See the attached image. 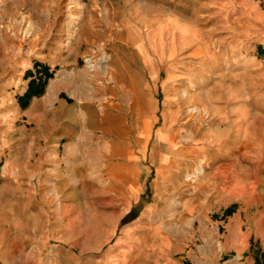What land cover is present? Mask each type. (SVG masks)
Listing matches in <instances>:
<instances>
[{"label": "rangeland", "instance_id": "obj_1", "mask_svg": "<svg viewBox=\"0 0 264 264\" xmlns=\"http://www.w3.org/2000/svg\"><path fill=\"white\" fill-rule=\"evenodd\" d=\"M172 259L264 264V0H0V264Z\"/></svg>", "mask_w": 264, "mask_h": 264}, {"label": "crops", "instance_id": "obj_2", "mask_svg": "<svg viewBox=\"0 0 264 264\" xmlns=\"http://www.w3.org/2000/svg\"><path fill=\"white\" fill-rule=\"evenodd\" d=\"M40 64L41 65H38L36 67L37 69V73H41L43 70H46L48 72H51L52 71V68L47 64L45 63V61H40ZM36 69L35 68H29L28 71H27V77H26V81H27V84L29 81L31 80H36L37 81V77H36ZM27 89V86L25 85V88L24 90L22 91V93ZM68 89V85L66 84V80H63V79H52V80H49L47 82V85L45 86V89H44V94L41 98L42 102L44 104H49V103H59V101H61V95L62 94H65L66 95V90ZM66 97L69 98V96L66 95ZM33 99H36V98H33ZM65 102V101H64ZM61 106L64 107V103H61ZM128 210H126L122 216H124L126 213H127ZM186 263H189V264H192L188 261H174L173 259L171 260V264H186Z\"/></svg>", "mask_w": 264, "mask_h": 264}, {"label": "trees", "instance_id": "obj_3", "mask_svg": "<svg viewBox=\"0 0 264 264\" xmlns=\"http://www.w3.org/2000/svg\"><path fill=\"white\" fill-rule=\"evenodd\" d=\"M36 73H37V69H36ZM51 76L52 75L49 74L48 71L43 70L40 73V76L38 77L37 81L31 80L24 94L18 99V101L21 103V106L25 107L33 97L40 96L43 93L47 79H49Z\"/></svg>", "mask_w": 264, "mask_h": 264}]
</instances>
